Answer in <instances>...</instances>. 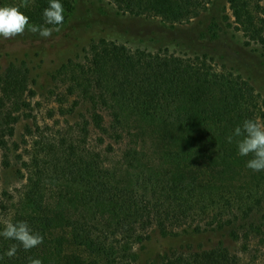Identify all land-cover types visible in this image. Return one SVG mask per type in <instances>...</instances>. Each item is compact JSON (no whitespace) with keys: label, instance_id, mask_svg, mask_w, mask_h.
Here are the masks:
<instances>
[{"label":"trees","instance_id":"16d2710c","mask_svg":"<svg viewBox=\"0 0 264 264\" xmlns=\"http://www.w3.org/2000/svg\"><path fill=\"white\" fill-rule=\"evenodd\" d=\"M108 1L122 13L176 25L198 18L211 0ZM263 1L227 0L234 29L247 46L262 49ZM20 2L0 0V6ZM60 2L64 24L73 0ZM48 5L49 0H30L20 10L31 24L52 27L44 23ZM86 54L83 63L63 64L57 76L78 93L104 137L125 143L122 154L111 163L86 148L77 138L88 135L86 117L77 124L76 138L45 144L40 134L30 158L16 170L25 182L15 202L0 208L5 212L0 231L5 220L26 222L43 243L25 251L0 236V264H31L33 259L41 264H264V257L245 260L231 254L225 240L244 247L255 242L264 249V171L246 166L252 157L238 154L239 138L226 141L245 120H264V99L253 86L217 70L205 56L132 52L106 40L93 41ZM30 74L28 64L18 60L0 74L5 158L18 119L10 107L29 106L23 98ZM9 167L3 161V168ZM194 224L190 233L204 239L140 258L137 250L155 234L175 236L174 229ZM13 244L18 251L9 258L4 254Z\"/></svg>","mask_w":264,"mask_h":264},{"label":"rangeland","instance_id":"374dc122","mask_svg":"<svg viewBox=\"0 0 264 264\" xmlns=\"http://www.w3.org/2000/svg\"><path fill=\"white\" fill-rule=\"evenodd\" d=\"M232 22L227 0H211L198 18L176 25L122 13L108 0H73L72 12L59 26L60 31H54L51 38L45 39L28 31L11 39L0 37V74L16 60L25 61L31 71L30 85L23 98L29 106H21L19 111L10 107V112L18 119L13 124V136L7 138L10 154L5 158L0 152V208L9 209L15 202L17 190L25 182L17 176L16 170L20 161L26 162L30 158L28 153L38 141V136H43L41 140L45 144L59 141L64 136L76 138L77 124L85 121L86 117L89 121L88 135L79 134L77 138L84 139L89 151L108 158L111 163L120 158L125 143L117 145L101 134L90 121L89 109L81 103L78 93L69 91L64 78L57 76L56 72L68 61L83 63L93 41L114 42L132 52L205 56L217 70L229 71L248 81L264 99V49L256 45L247 46ZM98 114L107 120L105 112ZM259 123H264V120H259ZM101 138L102 143L99 141ZM5 160L10 163L6 169L3 168ZM4 219L5 212L0 210V221ZM194 226L176 228L173 232L176 235L166 238L155 234L153 240L137 250L140 258H152L157 252L163 255L186 242L204 239V236L195 237L190 233ZM225 240L230 251L233 250L231 254L245 260L252 256L264 257L263 247L255 245V242L244 247Z\"/></svg>","mask_w":264,"mask_h":264},{"label":"clouds","instance_id":"9594fccd","mask_svg":"<svg viewBox=\"0 0 264 264\" xmlns=\"http://www.w3.org/2000/svg\"><path fill=\"white\" fill-rule=\"evenodd\" d=\"M29 3L30 0H21L19 5L0 6V37L11 39L28 31L47 39L51 38L54 31H60L59 26L64 22V7L60 0H49L48 7L43 10L45 25L52 27L30 23L29 17L20 10L27 8ZM233 136L239 138L236 140L238 154L242 157H252L247 161L246 166L255 172L264 171V123L252 119L245 120L242 126L235 128L232 135L226 137V141L232 143ZM3 223L4 227L3 231H0V236L17 241L25 251L43 243V236L33 232L26 222L13 223L5 220ZM17 251V244H13L4 255L11 258L17 254ZM31 264H41V261L33 259Z\"/></svg>","mask_w":264,"mask_h":264}]
</instances>
